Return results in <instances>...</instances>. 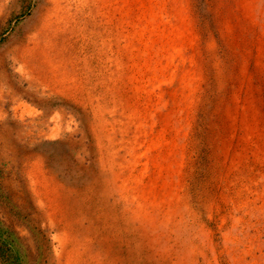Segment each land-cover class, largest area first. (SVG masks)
<instances>
[{
  "label": "rangeland",
  "instance_id": "1",
  "mask_svg": "<svg viewBox=\"0 0 264 264\" xmlns=\"http://www.w3.org/2000/svg\"><path fill=\"white\" fill-rule=\"evenodd\" d=\"M0 222L8 264H264V0H0Z\"/></svg>",
  "mask_w": 264,
  "mask_h": 264
},
{
  "label": "trees",
  "instance_id": "2",
  "mask_svg": "<svg viewBox=\"0 0 264 264\" xmlns=\"http://www.w3.org/2000/svg\"><path fill=\"white\" fill-rule=\"evenodd\" d=\"M0 226H1V222H0ZM2 237H3V232L0 228V259H1V261H3L5 258L7 259L8 253L10 252V248L6 247V244H5L4 240L2 239ZM8 261L9 260H7V261L4 260L2 263L8 264Z\"/></svg>",
  "mask_w": 264,
  "mask_h": 264
}]
</instances>
